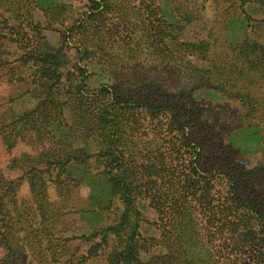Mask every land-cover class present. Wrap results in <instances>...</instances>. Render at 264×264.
<instances>
[{
	"label": "trees",
	"instance_id": "obj_1",
	"mask_svg": "<svg viewBox=\"0 0 264 264\" xmlns=\"http://www.w3.org/2000/svg\"><path fill=\"white\" fill-rule=\"evenodd\" d=\"M119 2L85 0L92 12L78 19L72 34L101 37L104 13ZM139 5L154 23L161 12L155 0ZM169 6L159 16L160 46L140 60L125 46L114 54L98 46L94 59L75 40L80 66L100 64L108 84L91 93L74 136L57 142L68 148L85 139L92 147L66 152L61 170L48 162L63 156L55 148L27 155L21 166L14 160L4 166L28 178L29 234L12 214L16 187L0 171V264H18L33 242L44 249L36 252L37 264L71 262L66 250L82 244L78 264L98 255L105 264H264V158L250 165L248 153L231 140L242 128H256L264 144V0H170ZM36 66L32 61L28 68L39 71ZM52 72L57 83L64 71L56 63ZM62 83L30 112L35 129L59 122ZM201 89L238 103L240 111L199 106ZM8 127L0 133L3 144L20 133ZM74 162L86 168L80 176L67 168ZM86 175L101 180L105 200L89 201V183L85 202L74 201ZM51 184L60 197L51 199ZM87 210L98 223L66 235L74 224L66 216Z\"/></svg>",
	"mask_w": 264,
	"mask_h": 264
},
{
	"label": "rangeland",
	"instance_id": "obj_2",
	"mask_svg": "<svg viewBox=\"0 0 264 264\" xmlns=\"http://www.w3.org/2000/svg\"><path fill=\"white\" fill-rule=\"evenodd\" d=\"M15 1L17 0H0V45H3L0 50L4 51L0 53V133L8 126L12 129V133L16 130L20 133L5 141L4 144L0 141V171L8 177V183L16 187L14 203L17 206L16 210H12V214L15 219L19 217L21 225L29 234L32 229L28 227L29 207L32 203L33 192L28 178L26 179L19 170L10 172L4 166L9 164L10 160H14V164L21 166L27 163V155H42L55 148L57 151L60 149L59 153L63 156L54 157L48 162H53L54 168L61 170L68 163V158L64 154L69 150H74L76 153L89 152L92 145L85 139L74 141L73 147L68 148L57 141H62L59 139L67 141L74 136L72 128L77 126L78 122L84 121L82 117L86 114L83 110L85 106L91 105L88 100L92 98L91 93L108 84L100 64L91 63L87 66H80L82 57L74 48L75 40L79 38L83 45L92 51L91 55L94 59L97 54H94L93 50L98 46H103V51L110 54H114L121 46L135 49V56L138 60L142 59L145 54L151 56L154 54L152 52L160 46L163 31L159 16L170 10V0H155L157 10L160 9L161 12L155 14L154 23H148L145 19L146 15L142 5H139L140 0H120L118 5L112 4L111 9L104 13L101 24L98 25L99 30L97 31H101V37L97 33L87 36L86 34H72L73 27L79 23L78 19L92 12L90 4L85 5V0H37V6L34 7L33 0H19L18 3ZM210 14H214L213 9ZM214 18L212 17L213 20ZM129 29L135 31V34L131 35ZM119 37L121 39H118ZM131 37L133 39L130 40ZM32 61L36 63L37 68L39 67V71L28 68ZM56 63H58L59 71H64L57 83L53 82L54 78H52V70ZM73 71L75 75L77 74V78L74 77ZM61 81L64 83L63 100L66 101L64 113L59 117V122L55 121L48 127L49 129L45 130L39 125L40 128L35 129L36 125L30 121V112L38 101L45 100L50 95H56L57 89L61 87L59 86ZM48 89L52 91L49 96L47 95ZM77 95L81 97L78 99ZM196 97L201 107L220 106L233 113L240 111L238 103L228 102L218 93H208L201 89L196 92ZM85 125L89 123L85 122ZM231 140L238 144L237 147L242 152L248 153L246 158L250 161V165L259 164L264 158V144L256 128H242L231 136ZM80 157L83 159L84 154ZM79 163L74 162L67 166L76 176L81 175L84 167ZM94 165L96 164L92 167ZM96 178V176L86 175L85 184L78 193H75L74 201L78 200L79 204L85 202L88 188L92 187L89 183L94 189V193L88 195L91 197L89 201L98 202L106 199L105 187L101 180L98 181ZM54 186L51 184L49 189L51 199L60 197L58 189ZM73 218L74 224L68 227L69 231L66 235H69L70 231H77L86 223L90 226L98 223L97 214L90 210L87 213L79 211L75 215H67L66 221L71 222ZM81 247V250H76L73 245V251L66 250L64 259H71V262L66 264H78L75 257L85 250V245L82 244ZM43 250L42 245L40 249L39 245L33 242L31 249H27V254L18 264H28L31 260L33 264H37L39 256L36 252ZM80 264L105 263L103 257L98 255Z\"/></svg>",
	"mask_w": 264,
	"mask_h": 264
}]
</instances>
